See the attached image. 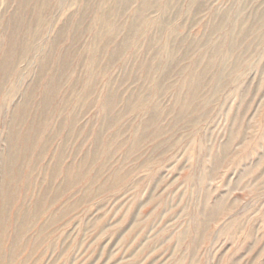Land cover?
Segmentation results:
<instances>
[{"label":"rangeland","instance_id":"rangeland-1","mask_svg":"<svg viewBox=\"0 0 264 264\" xmlns=\"http://www.w3.org/2000/svg\"><path fill=\"white\" fill-rule=\"evenodd\" d=\"M0 264H264V0H0Z\"/></svg>","mask_w":264,"mask_h":264}]
</instances>
